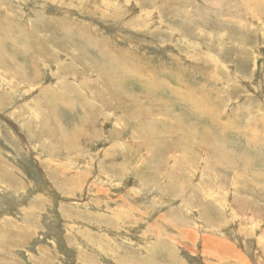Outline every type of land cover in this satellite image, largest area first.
I'll use <instances>...</instances> for the list:
<instances>
[{
  "label": "rangeland",
  "instance_id": "374dc122",
  "mask_svg": "<svg viewBox=\"0 0 264 264\" xmlns=\"http://www.w3.org/2000/svg\"><path fill=\"white\" fill-rule=\"evenodd\" d=\"M257 2L0 0V264H264ZM109 86L120 108L84 112ZM83 123L96 134L71 148Z\"/></svg>",
  "mask_w": 264,
  "mask_h": 264
},
{
  "label": "bare ground",
  "instance_id": "6f19581e",
  "mask_svg": "<svg viewBox=\"0 0 264 264\" xmlns=\"http://www.w3.org/2000/svg\"><path fill=\"white\" fill-rule=\"evenodd\" d=\"M245 1V0H244ZM255 1V0H254ZM258 0H256V2H257ZM251 3V2H250ZM257 3H259V5L261 4L260 2H257ZM216 4V3H215ZM250 5V4H249ZM258 5V4H257ZM258 5V6H259ZM215 6V5H214ZM239 6V5H238ZM254 6V5H253ZM216 7V6H215ZM260 7V6H259ZM262 8V7H261ZM264 8V7H263ZM250 9V8H249ZM8 10V9H7ZM241 11V10H240ZM263 11V10H262ZM255 12H257V11H255ZM2 14V13H1ZM0 14V15H1ZM243 14V13H242ZM8 16V15H7ZM1 17V16H0ZM3 17V16H2ZM1 17V18H2ZM216 17V16H215ZM3 19H5V18H3ZM3 19L1 20L0 19V21H3ZM6 20V19H5ZM216 20V19H215ZM7 22V21H6ZM34 22V21H33ZM64 24V23H63ZM196 24V23H195ZM60 26V25H59ZM11 28H12V25H10V24H6L5 25V30L7 31V32H9V30H11ZM30 28V27H29ZM2 31V30H1ZM223 32H225V31H223ZM227 32V31H226ZM232 32V34H234L235 35V30H232L231 31ZM237 32V31H236ZM92 33V32H91ZM240 33V32H239ZM246 33V32H245ZM93 34V33H92ZM247 34V33H246ZM52 35V34H51ZM237 35H238V32H237ZM237 35H235V36H237ZM243 35H244V33H243ZM242 35V36H243ZM38 36V35H37ZM89 36H91V35H89ZM98 36V35H97ZM239 37H240V34L238 35ZM240 37V38H243V37ZM51 37V36H50ZM93 38V37H92ZM91 38V39H92ZM11 39V38H10ZM90 39V38H89ZM95 40L97 39V38H94ZM101 39V41H102V38H100ZM99 39V40H100ZM14 40V39H13ZM104 40V39H103ZM92 42V41H91ZM100 42V41H99ZM103 42V41H102ZM97 43L96 41L95 42H93L92 43V49L93 50H98V51H100V55H101V57H102V59L105 61V62H108L109 64H112V65H114V69H116L118 72H124L125 70H124V68L120 65V63H121V61L123 60L124 61V54H118V56L116 57L115 56V54L116 53H114L113 55H110V53L112 52V50H110L111 52L108 54L107 53V50L104 48V46L105 45H103V47L101 46V44H103V43ZM14 49V48H13ZM19 49V48H18ZM21 49V48H20ZM15 50V49H14ZM115 50V49H114ZM12 51V50H11ZM91 51V50H90ZM117 52V51H116ZM221 52V51H220ZM46 54V53H45ZM97 54V53H96ZM112 54V53H111ZM6 52L4 51V53H2L1 55H0V60H2V58H4V57H6ZM89 56H91V55H89ZM94 57H96V56H94ZM125 57H126V55H125ZM139 57V56H138ZM45 58V57H44ZM48 59V58H47ZM50 59V58H49ZM141 60V59H140ZM96 64H100V63H98V62H96ZM94 65V64H93ZM101 65V64H100ZM92 66V65H91ZM142 66V65H141ZM101 68V69H100ZM100 70H101V72H110L112 69H106L105 67H102V66H100ZM108 68V67H107ZM34 69V68H33ZM129 69V68H128ZM127 69V70H128ZM126 70V71H127ZM130 70V69H129ZM129 70H128V72H129ZM131 71V70H130ZM34 72H35V70H34ZM132 72V71H131ZM137 72V71H136ZM32 73V72H31ZM133 73V72H132ZM178 73V72H177ZM176 73V74H177ZM222 73L223 74H227L226 72L224 73L223 71H222ZM106 76V75H105ZM105 80V79H104ZM159 80V79H158ZM103 81V80H102ZM173 81H176V82H179L180 80L178 79V77H176V78H173ZM167 82V81H166ZM185 82V81H184ZM104 83V82H103ZM143 83V82H142ZM147 83H152V84H155L156 85V82H155V79L154 78H152V77H150L149 79H147ZM162 83V82H161ZM160 83V84H161ZM165 83V82H164ZM159 84V85H160ZM167 84V83H166ZM170 84V83H169ZM168 85V84H167ZM183 85V84H182ZM78 87L80 88L81 86H79L78 85ZM110 87V86H109ZM170 87H171V85H170ZM170 87H167V88H169V89H171ZM181 87V86H180ZM183 87V86H182ZM186 87V86H185ZM188 87V86H187ZM110 89H111V91H110ZM119 89H121V88H118V89H116V88H114L113 86L112 87H110L109 89H108V91L109 92H112V94H109V95H104V94H101V93H98V94H96V98H97V102H95V103H92L91 101H88V100H86L85 101V103L86 104H88L89 106H90V108H88V107H86L82 102H80L81 104H82V106H83V111L84 112H86V111H90L91 112V109H92V106H98V102H100L101 104H99V105H101V108L102 109H104V110H106V109H108V110H115V108H120V106H121V103H120V99H121V97H122V95H121V93L119 92ZM159 89V88H158ZM173 89H176V88H173ZM173 89H171V92H177L176 90H173ZM189 89V88H188ZM124 90V89H123ZM123 90L121 89V91L123 92ZM76 91V90H75ZM74 91V92H75ZM78 91V93H82V91L81 90H77ZM188 91V90H187ZM186 91V92H187ZM189 91H190V89H189ZM196 92L197 91H200V90H195ZM204 91V90H203ZM98 92V91H97ZM101 92V91H100ZM105 92V91H104ZM154 92V91H153ZM165 92V91H164ZM181 92V91H180ZM77 93V95L79 96V94ZM134 93V92H133ZM155 93V95H157L158 94V92L157 91H155L154 92ZM95 94V93H94ZM93 94V95H94ZM136 94H137V92H136ZM173 94V93H172ZM198 94V93H197ZM73 95H76V92H75V94H73ZM125 95H126V92H125ZM142 95H143V93H142ZM154 94H151V96L150 97H148V98H152V97H154L155 96ZM192 95H193V92H192ZM191 95V96H192ZM78 96H75V97H78ZM92 96V95H91ZM95 96V95H94ZM127 96V95H126ZM143 96H145V95H143ZM176 96V95H175ZM181 96H183V95H181ZM186 96H187V94H186ZM190 95H188V97H189ZM201 96V95H200ZM209 96V95H208ZM81 97V96H80ZM90 97V96H89ZM128 98H130V96H127ZM135 97V96H134ZM158 97V96H157ZM178 97V96H177ZM184 97H185V95H184ZM194 97V96H193ZM196 97V96H195ZM194 97V98H195ZM83 98V97H82ZM92 99H94V97H91ZM132 98V97H131ZM162 98V97H161ZM165 98V97H164ZM178 98H181V97H178ZM80 99V98H79ZM90 99V98H89ZM139 98H134V101H133V104L134 105H136L137 107L138 106H141V102L139 101V100H141V99H139ZM169 99V98H168ZM181 99H183V98H181ZM192 100H193V98H191ZM198 99V98H197ZM211 99V98H210ZM153 101H155V100H157V98L156 97H154L153 99H152ZM159 100V99H158ZM178 100V99H177ZM198 100H200V99H198ZM198 100L197 101H195V102H193L194 103V105H193V107L195 108V109H197V105H198ZM209 100V99H208ZM96 101V100H95ZM162 101V100H161ZM171 101V100H170ZM174 101V100H173ZM180 101V100H179ZM188 104H190V102H189V100L188 99H186L185 100ZM219 101H221V102H219ZM178 102V101H177ZM205 102V101H204ZM208 102H210V101H208ZM215 102H219L220 104V108H222L223 107V103H224V100H222V97L219 95L218 97H216L215 99H214V103ZM98 103V104H97ZM193 103H191V104H193ZM213 103V102H212ZM211 103V104H212ZM178 104V103H177ZM211 104H209V105H211ZM167 105V104H166ZM165 105V106H166ZM202 105V104H201ZM242 105H244L243 103H242ZM199 106V105H198ZM255 106V105H254ZM145 107V106H144ZM142 108V107H141ZM141 108H139V109H133V111H132V114H133V116H134V120H137V119H139V117H140V115H141V112H142V110H141ZM146 108V107H145ZM160 108V107H159ZM190 108V107H189ZM192 108V107H191ZM201 108V107H200ZM207 110H205V112L208 114V116L209 115H211L210 116V120L211 121H214V122H216V123H218V116L217 115H215V114H218L220 111L218 110V109H215L214 107H213V109H211L210 108V106H208L207 107V105H206V107H205ZM255 108V107H254ZM93 109H94V107H93ZM96 109V108H95ZM167 109V108H166ZM195 109H193V110H195ZM248 108L247 107H245L244 108V110H247ZM173 110V109H172ZM202 110V109H201ZM218 110V111H217ZM174 111V110H173ZM215 111H217L216 113H215ZM255 111H257V112H259L258 110H255ZM92 112H93V110H92ZM94 113V112H93ZM200 113V112H199ZM222 113V112H221ZM250 111H248L247 110V112H245V114L249 117V115H250ZM131 114V115H132ZM173 114H174V112H173ZM206 114V115H207ZM156 115V114H155ZM206 115H201V116H206ZM222 115V114H221ZM224 115V114H223ZM222 115V116H223ZM246 115H244V116H246ZM96 116H98V115H96ZM113 116V115H112ZM153 116H154V114H153ZM220 116V115H219ZM227 116V115H226ZM241 116V115H240ZM171 117H173V119H178L179 118V116H177L176 114H174V115H172ZM242 117V116H241ZM99 118V117H98ZM114 118H116V117H114ZM153 118V117H152ZM151 118V119H152ZM203 118V117H202ZM242 118H244V117H242ZM250 118V117H249ZM121 119V118H120ZM119 119V120H120ZM180 119H182V118H180ZM241 119V118H240ZM246 119V118H245ZM256 121H262L264 118L263 117H260V118H258V119H256V118H254ZM104 120V119H103ZM155 120V119H154ZM185 120V119H184ZM221 120H223V119H221ZM229 120H231L230 118H229ZM237 120V119H236ZM242 120V119H241ZM85 121V120H84ZM87 121V120H86ZM153 121V120H152ZM180 121V120H179ZM240 121V120H239ZM256 121H254V122H252V124L253 125H255V122ZM205 122V121H204ZM203 122V123H204ZM207 122V121H206ZM214 122H213V124H214ZM225 122V121H224ZM250 122V121H249ZM143 123H145V122H143ZM142 123V124H143ZM251 123V122H250ZM146 125V124H145ZM206 125V124H205ZM258 125V124H257ZM207 126H209V125H207ZM217 126V125H216ZM222 124L220 123V130L222 129ZM250 126V125H249ZM85 126H84V123H83V126L82 127H80V128H78V129H76L75 131H73L72 133H71V137H70V139H69V143H68V145L69 144H71L72 145V147L71 148H75L76 147V145H77V143H79V145L80 146H83V145H81L82 144V142H81V140L82 139H84V140H87V139H91V138H94V136H95V134H96V127L95 126H91L89 129H87V130H85V128H84ZM140 128V127H139ZM164 128V127H163ZM217 128V127H216ZM59 129L60 130H62L60 127H59ZM145 129V128H144ZM143 129V130H144ZM264 129V128H263ZM210 130H211V128H210ZM223 130V129H222ZM248 130L250 131V133H252V134H257V132H255L254 131V129H253V127H251V128H248ZM92 131H94L95 133H94V135H92ZM146 131V130H145ZM148 131V130H147ZM151 131V130H150ZM63 132V131H62ZM153 132V131H152ZM213 132V131H212ZM215 132V131H214ZM224 132V131H223ZM218 133V132H217ZM97 134H98V132H97ZM114 134V133H113ZM116 134V133H115ZM262 134V133H261ZM62 135V134H61ZM60 135V136H61ZM118 135H120V134H118ZM212 136V135H211ZM223 136H225V135H223ZM97 137V136H96ZM208 137V136H207ZM98 138V137H97ZM205 138V137H204ZM118 139H119V137H118ZM211 139V138H210ZM213 139H215V138H213ZM219 139V138H218ZM252 139V138H251ZM216 140V139H215ZM225 140V139H224ZM208 141V140H207ZM206 141V142H207ZM223 141V140H222ZM211 142H212V140H211ZM81 143V144H80ZM88 143V142H87ZM87 143H83L84 145L85 144H87ZM224 143V142H223ZM248 143V142H247ZM255 143V142H254ZM114 144V143H113ZM220 144V143H219ZM249 145V144H248ZM83 147H85V146H83ZM113 147V146H112ZM137 147V146H136ZM164 148H167V146H163ZM223 147V146H222ZM134 149V148H133ZM161 148H157L156 149V155H160V157H161V159L163 158V155L164 154H166L165 152H162V153H160L161 152V150H160ZM255 149V148H254ZM224 154V153H223ZM154 156V155H153ZM157 157V156H156ZM261 157V156H260ZM167 160H169L168 159V156H167ZM261 160V159H260ZM227 166V165H226ZM261 192V191H260ZM244 201V200H243ZM210 214V212H209V209L207 208V206H206V208L204 209V215H205V218H206V220H207V222L209 223L210 222V220H209V218H207L208 217V215Z\"/></svg>",
  "mask_w": 264,
  "mask_h": 264
}]
</instances>
